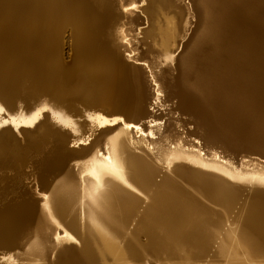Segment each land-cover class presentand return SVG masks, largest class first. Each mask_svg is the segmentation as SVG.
Listing matches in <instances>:
<instances>
[{
  "label": "bare ground",
  "instance_id": "6f19581e",
  "mask_svg": "<svg viewBox=\"0 0 264 264\" xmlns=\"http://www.w3.org/2000/svg\"><path fill=\"white\" fill-rule=\"evenodd\" d=\"M139 4L146 26L132 31L139 24L132 17L122 38L148 62L158 90L153 106L169 100L161 98L163 78L177 76L185 95L195 89L224 108L233 145L185 129L177 119L160 121L163 114L137 123L115 102V85L91 84L88 77L70 93L91 107L128 114L123 123L91 110L71 120L78 112L46 104L5 117L0 102V126L34 125L49 108L78 141L94 137L69 175L44 189L35 221L28 213L27 228L8 238L23 249L4 254L3 264H54L61 243L80 239L88 251L77 264H264V161L249 167L241 161L264 157L255 147L264 143V0H134L125 10ZM78 6L75 0H0V44L14 33L13 49L42 51L64 25L77 31ZM194 22L192 45L178 59ZM5 215L0 238L8 229L20 231L1 221Z\"/></svg>",
  "mask_w": 264,
  "mask_h": 264
},
{
  "label": "water",
  "instance_id": "95a60500",
  "mask_svg": "<svg viewBox=\"0 0 264 264\" xmlns=\"http://www.w3.org/2000/svg\"><path fill=\"white\" fill-rule=\"evenodd\" d=\"M75 1L79 5L80 17L76 23L77 31L72 32L73 55L69 60L62 54L59 35L52 45L48 44L42 51H24L12 48L14 37L18 35L4 34L3 44H0V102L5 106L3 116L18 113L28 115L46 104L78 112L77 115L70 113L72 117L67 115L71 120L86 118L90 110L120 121L127 118L128 114L91 107L83 95L70 93L80 86L83 78L88 77L91 84L115 85V102L127 106L138 117L137 123L148 122L154 113L163 114L160 121L175 122L174 119H177L188 130H197L230 146L226 139L229 136L228 117L224 108L218 107L212 99L195 89L185 95L177 76H164L161 98L164 100L169 96V100L165 101L164 107L153 106L158 90L150 78L148 62L140 48H135L122 38L123 31H128L131 26L132 17L139 20L132 31L145 28L142 4L136 9H129L128 13L125 8L134 0H109L106 6L100 2L96 4V0ZM195 25L194 22L178 59L190 49ZM180 105L187 108V113L178 111L169 114V109ZM47 109L34 125H22L18 129L10 124L0 126V214H6L1 221L10 227L20 225V231L16 230L18 233L12 234L8 229L0 238V259L4 254L23 249L18 240L10 242L8 238L27 228L28 225L22 222L28 213L35 221L36 208L41 202L40 194L44 189H51L59 176L65 173L69 175V169L74 168L73 164L85 155L84 152L94 140L92 137L88 143L78 141L77 134L55 122L50 109ZM134 123L133 127L136 125ZM255 147L264 149V143ZM261 159L264 161V157ZM53 196L52 192L51 209L54 207L51 202ZM87 251V243L80 239L61 243L55 257H49L56 259L54 264L66 257L70 258L69 264H77L78 258H84ZM0 264H3L1 260Z\"/></svg>",
  "mask_w": 264,
  "mask_h": 264
},
{
  "label": "rangeland",
  "instance_id": "374dc122",
  "mask_svg": "<svg viewBox=\"0 0 264 264\" xmlns=\"http://www.w3.org/2000/svg\"><path fill=\"white\" fill-rule=\"evenodd\" d=\"M98 1L99 0H96V4L98 3ZM104 1V0H103ZM103 1L102 0H100V2L104 5L105 4V1H104V3H103ZM180 1H184V0H180ZM185 3V2H184ZM188 7H190V5H185V12L187 11V9H188ZM184 17L185 18H191L188 14H184ZM1 19V18H0ZM66 29H69V30H66ZM67 32V33H66ZM72 32H73V29H72V27L70 26V25H64L63 27H62V29L60 30V32H59V39H60V42L61 41H63V39H64V41H63V43H62V46H61V48H62V54L64 55V57L66 58V60H69V59H71V57H72V49H73V35H72ZM63 34V35H62ZM64 36V37H63ZM72 36V37H71ZM63 38V39H62ZM71 45H72V47H71ZM160 94V93H159ZM173 109V111H174V113H178L177 111H176V107L175 108H171V110ZM173 113V114H174ZM124 120H125V118H124ZM124 120L123 121H120V120H112L110 123H123L124 122ZM183 123V122H182ZM183 125V128H185L184 127V123L182 124ZM183 128L181 127V129H180V131H182L183 130ZM186 129V128H185ZM195 138H194V136H192V137H189L188 138V140L189 141H193L192 142V145H195L196 143H198L199 141L198 140H194ZM101 153H103V152H101ZM105 155V154H104ZM107 155H105V157H106ZM108 157V156H107ZM241 161H242V163H244L245 164V166L247 165V167H249V166H253V165H255V164H260L261 162H263V160L262 159H260V158H257V157H254V156H244V157H242V159H241ZM249 179H250V177L249 176H243V180H247V181H249ZM262 182H264V180L262 181ZM41 194H43V193H41ZM40 194V199H42L44 196L43 195H41ZM145 248H147V247H145ZM145 252H148V251H146V249L144 250V253ZM228 253H229V251H227V255H228Z\"/></svg>",
  "mask_w": 264,
  "mask_h": 264
}]
</instances>
